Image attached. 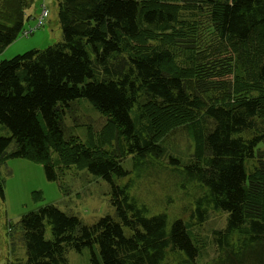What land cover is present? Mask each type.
Returning a JSON list of instances; mask_svg holds the SVG:
<instances>
[{"label": "trees", "instance_id": "trees-1", "mask_svg": "<svg viewBox=\"0 0 264 264\" xmlns=\"http://www.w3.org/2000/svg\"><path fill=\"white\" fill-rule=\"evenodd\" d=\"M29 5L0 0V53L25 31ZM57 9L61 40L0 61V166L39 162L62 189L72 168L90 173L109 183L114 213L93 224L54 203L24 213L9 223L6 264H68L70 250L86 248L91 264H264V0H57ZM225 79L227 97L196 94ZM81 98L106 119L86 140L64 124ZM174 131L189 149L171 154ZM164 162L194 191L187 218L131 193ZM5 185L0 171L2 200ZM211 212L226 220L207 240L198 230Z\"/></svg>", "mask_w": 264, "mask_h": 264}, {"label": "rangeland", "instance_id": "rangeland-1", "mask_svg": "<svg viewBox=\"0 0 264 264\" xmlns=\"http://www.w3.org/2000/svg\"><path fill=\"white\" fill-rule=\"evenodd\" d=\"M26 8L30 16L25 22V31L9 44L1 53L0 61L22 54L32 49H43L62 39V30L58 20L57 0H28ZM42 5L49 10V17L44 25L37 26ZM203 20H206L203 17ZM205 35L207 29L204 30ZM208 37V36H207ZM232 93V80H212L198 83L196 94L202 98L220 99ZM105 116L92 106L85 98L78 99L66 108L64 124L69 133L82 140L88 138V128L99 132ZM168 144L175 151L189 149V140L183 132L174 131L168 137ZM161 162V161H160ZM166 168H152L141 179L132 182L131 193L139 201L147 204L152 212L165 211L170 218L180 216L187 218L193 209V190L182 187L173 176L172 165L164 162ZM7 170H11L7 174ZM6 175L5 199L0 198V264L11 259L9 251V223H15L20 216L49 203L56 204L61 210L76 214L86 224H93L101 216L114 213L111 202L110 185L102 178L94 177L85 171L72 168L65 177L69 188L62 189L57 181H50L45 175L43 165L25 158H14L0 166ZM131 178L134 175H129ZM130 179V178H129ZM126 180V179H125ZM123 182H126V181ZM226 214L211 212L203 226L198 230L202 237L210 240L211 230L225 225ZM19 254L25 258L24 248ZM88 248L82 252L70 250L68 264H91ZM169 264H174L172 259Z\"/></svg>", "mask_w": 264, "mask_h": 264}, {"label": "built area", "instance_id": "built-area-1", "mask_svg": "<svg viewBox=\"0 0 264 264\" xmlns=\"http://www.w3.org/2000/svg\"><path fill=\"white\" fill-rule=\"evenodd\" d=\"M49 14H50V13H49L48 8H47L45 5H42V10H41V13H40V17H39V20H38L37 26L44 25L46 19L49 17ZM32 30H33V29L31 28L30 30L25 31V34H28V33L31 32Z\"/></svg>", "mask_w": 264, "mask_h": 264}]
</instances>
